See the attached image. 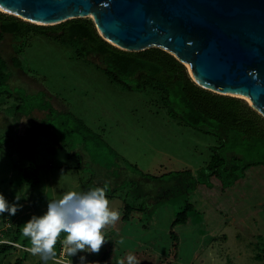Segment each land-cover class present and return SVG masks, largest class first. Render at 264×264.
<instances>
[{
  "label": "rangeland",
  "instance_id": "1",
  "mask_svg": "<svg viewBox=\"0 0 264 264\" xmlns=\"http://www.w3.org/2000/svg\"><path fill=\"white\" fill-rule=\"evenodd\" d=\"M0 51L12 75L11 96H0V194L10 204L18 195L23 205L14 216L0 215V229L7 225L2 238L19 245L0 264L18 258L45 264L27 250L23 225L68 191L104 185L121 217L104 230L108 241L100 253L68 257L58 242L47 264H80V256L92 264L104 252L106 264H127L128 255L137 264H264V166L249 168L224 190L212 178L211 188L185 191L189 180L178 185L174 172L188 170L195 179L217 145L214 136L170 120L147 93L112 84L98 58L76 59L72 48L48 35L7 34ZM30 163L40 167L33 188L18 180ZM186 203L193 207L186 222L173 225ZM124 205L132 209L127 219Z\"/></svg>",
  "mask_w": 264,
  "mask_h": 264
},
{
  "label": "water",
  "instance_id": "2",
  "mask_svg": "<svg viewBox=\"0 0 264 264\" xmlns=\"http://www.w3.org/2000/svg\"><path fill=\"white\" fill-rule=\"evenodd\" d=\"M0 9L39 26L90 18L112 46L159 48L196 85L264 118V0H0Z\"/></svg>",
  "mask_w": 264,
  "mask_h": 264
},
{
  "label": "trees",
  "instance_id": "3",
  "mask_svg": "<svg viewBox=\"0 0 264 264\" xmlns=\"http://www.w3.org/2000/svg\"><path fill=\"white\" fill-rule=\"evenodd\" d=\"M7 34L21 40L30 34L48 35L72 48L76 59L89 61L90 57H96L100 64L96 66L112 84L125 91L147 93L153 107L163 109L170 120L214 136L217 145L211 147L210 160L196 172L195 179L188 170L174 172L178 185L183 177L189 180L182 184L185 191H193L198 184L211 188L212 178L217 179L224 190L241 180L249 168L264 166V118L241 99L219 95L196 85L186 67L167 52L159 48L140 52L120 50L98 35L89 18L39 26L0 12V46ZM19 64L17 57L11 59L13 67L18 68ZM8 68L0 51V96H11L7 84L12 75ZM38 171L39 167L33 163L20 168L19 184L36 187ZM123 208L122 218L127 219L132 209L128 205ZM192 208L186 203L173 225L185 223L187 212ZM11 248L9 244H1L0 256H5ZM108 255L104 252L96 264H106ZM22 262L23 259L18 258L13 264Z\"/></svg>",
  "mask_w": 264,
  "mask_h": 264
},
{
  "label": "clouds",
  "instance_id": "4",
  "mask_svg": "<svg viewBox=\"0 0 264 264\" xmlns=\"http://www.w3.org/2000/svg\"><path fill=\"white\" fill-rule=\"evenodd\" d=\"M107 192L108 186L104 185L87 191H68L60 198L48 201L46 211L42 215H33L21 229L22 236L29 240L27 250L38 255L45 264L56 257L58 242L68 257L79 252L99 254L108 241L104 230L121 217V212L110 206ZM15 199L17 203L10 204L0 194V215L14 216L22 209L23 205L18 203L21 197L17 195ZM126 259L127 264H137L134 255H128ZM80 264L89 262L80 256ZM118 264H125V261L120 260Z\"/></svg>",
  "mask_w": 264,
  "mask_h": 264
},
{
  "label": "built area",
  "instance_id": "5",
  "mask_svg": "<svg viewBox=\"0 0 264 264\" xmlns=\"http://www.w3.org/2000/svg\"><path fill=\"white\" fill-rule=\"evenodd\" d=\"M5 227H7V225L4 226V227H2V228L0 229V245H1V244H9V245H11V246H13V247L18 248L19 245H17L15 242H13V241H9V240H5L4 238H2V236H1V232L3 231V229H4Z\"/></svg>",
  "mask_w": 264,
  "mask_h": 264
},
{
  "label": "crops",
  "instance_id": "6",
  "mask_svg": "<svg viewBox=\"0 0 264 264\" xmlns=\"http://www.w3.org/2000/svg\"><path fill=\"white\" fill-rule=\"evenodd\" d=\"M19 121H21V119L19 120ZM39 167V166H38ZM39 171H40V167H39ZM39 171H38V173H39ZM39 178V177H38ZM61 252V251H60Z\"/></svg>",
  "mask_w": 264,
  "mask_h": 264
},
{
  "label": "bare ground",
  "instance_id": "7",
  "mask_svg": "<svg viewBox=\"0 0 264 264\" xmlns=\"http://www.w3.org/2000/svg\"><path fill=\"white\" fill-rule=\"evenodd\" d=\"M0 11H1V12H3V10H2V9H0Z\"/></svg>",
  "mask_w": 264,
  "mask_h": 264
}]
</instances>
